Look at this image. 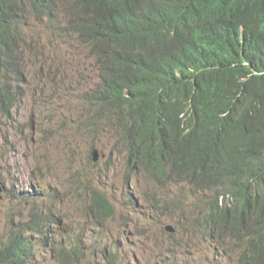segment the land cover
<instances>
[{"label":"clouds","instance_id":"clouds-1","mask_svg":"<svg viewBox=\"0 0 264 264\" xmlns=\"http://www.w3.org/2000/svg\"><path fill=\"white\" fill-rule=\"evenodd\" d=\"M229 8L224 0H130L101 17L76 12L65 23L77 30L70 43L80 42L95 60L86 93L95 113L92 130L108 125L119 131L133 178L144 174L158 188H181L176 195H160L161 203L152 206L156 217L178 218L188 208L186 222L204 217L223 234L233 237L250 228L264 238V137L254 104L227 98L212 107L213 93L192 79L186 80L192 84L188 91L178 83L184 72L196 71L189 62L211 74L234 69L236 55L227 40L232 38L221 33L223 19L233 17ZM127 15L138 16L139 24L131 28ZM87 29L85 43L80 33ZM107 44L116 47L105 52ZM204 82L218 89L213 79ZM136 98L147 100L138 113L131 108ZM136 119L138 127L129 134ZM92 150L94 161L98 149ZM205 195L211 202L201 199ZM128 196L135 203L130 210L137 201ZM178 227L163 230L173 237ZM223 241L232 251H221L236 259L226 261L237 264L239 248L231 239Z\"/></svg>","mask_w":264,"mask_h":264},{"label":"rangeland","instance_id":"rangeland-1","mask_svg":"<svg viewBox=\"0 0 264 264\" xmlns=\"http://www.w3.org/2000/svg\"><path fill=\"white\" fill-rule=\"evenodd\" d=\"M46 29L26 18L29 37L22 48L24 75L18 82L24 99L8 119L0 114V239L8 218L17 223V217L31 208L20 202V195L47 190L59 203L57 212L70 228L84 232L87 244L94 225L79 203L89 196L90 186L106 192L116 208L107 223L109 233L99 242L100 251L118 247L130 264H235L224 259L225 253L215 252L210 240L194 233L193 223L185 219L188 208L178 218L156 217L152 206L161 203L160 195H176L181 188H158L144 174L133 178L119 131L108 125L92 130L95 113L86 93L94 80L95 60L78 41L52 42ZM92 148L100 154L96 163ZM79 179L83 185L77 189ZM129 192L137 201V208L130 210ZM175 221L180 227L172 237L163 229ZM41 254L42 264H57L44 249ZM101 259L92 255L78 264H101Z\"/></svg>","mask_w":264,"mask_h":264},{"label":"trees","instance_id":"trees-1","mask_svg":"<svg viewBox=\"0 0 264 264\" xmlns=\"http://www.w3.org/2000/svg\"><path fill=\"white\" fill-rule=\"evenodd\" d=\"M184 1L178 0V3ZM224 1L230 4L228 14L233 17L223 19L221 33L232 38L227 40L236 55L234 69L229 75L223 71L211 74L199 72V68L189 62L196 71L184 72V80L180 79L178 83L184 85L181 87L182 91H188V86L192 84L186 80L192 79L200 89L205 88L206 92L213 93L209 98L212 107L227 98L249 106L254 104L262 121L264 137V0ZM125 2L130 0H0V114L10 117L24 99L18 82H22L24 75L22 57L25 52L22 48L28 37L27 17L46 25L47 33L51 32L53 35L52 42L70 43L77 31L65 23L70 15L82 11L101 17ZM126 21L131 28L139 24L136 15H127ZM241 27L244 32L240 30ZM80 34L85 43H88V29ZM115 47L116 45L107 44L105 52L113 51ZM206 79H213L218 85L215 92L204 82ZM146 101L144 98H136L131 102L132 111L138 113ZM137 127L136 119L128 133L131 134ZM78 183L77 189L83 185L80 179ZM86 188L90 194L81 200L83 204H79L94 225L87 244L82 238L84 232H76L70 228L63 214L57 212L59 203L50 191L27 192L18 199L22 203H29L31 208L26 215L21 213L17 217L20 218L17 223L14 218H8L7 232L0 239V264H42V249L57 264H78L92 255H99L102 258L101 264H129L123 258L120 248L106 246L102 251L98 248L99 242L109 233L107 223L114 219L116 208L106 192L90 186ZM134 205V201L130 199L127 207ZM194 222L191 229L195 234L198 233L199 225L210 229V233L206 232L203 236L214 244L215 252H222L218 245L231 252L232 248L223 241L231 239L239 247L237 264H264V238L254 237L250 228L234 233L233 238L220 232L207 218L200 217L194 219ZM226 256L236 261L231 254L227 253Z\"/></svg>","mask_w":264,"mask_h":264},{"label":"bare ground","instance_id":"bare-ground-1","mask_svg":"<svg viewBox=\"0 0 264 264\" xmlns=\"http://www.w3.org/2000/svg\"><path fill=\"white\" fill-rule=\"evenodd\" d=\"M202 21H204V20H202ZM204 23H205V21H204ZM199 27H197V26H193V29L194 30H197ZM196 162V160H194V162L193 163H195ZM193 163H192V166H193ZM217 189H218V187H217ZM204 202H211V198L210 197H207L206 195L204 196V197H202L201 198ZM137 208V207H136ZM174 225H179L180 226V223H178V222H174ZM198 233H197V236H201L202 238H205L206 236H203L202 234V232H204V233H206V232H208V231H210V229H208V228H206V227H204V228H202L200 225L198 226ZM208 233H210V232H208ZM239 248V247H238ZM14 253V252H13Z\"/></svg>","mask_w":264,"mask_h":264},{"label":"water","instance_id":"water-1","mask_svg":"<svg viewBox=\"0 0 264 264\" xmlns=\"http://www.w3.org/2000/svg\"><path fill=\"white\" fill-rule=\"evenodd\" d=\"M98 160H99V155H98V152L96 151L94 153V161L96 162ZM2 193H3V187H2V184L0 183V196L2 195ZM166 230L168 232H173V233L175 232V229H173L172 227H167Z\"/></svg>","mask_w":264,"mask_h":264}]
</instances>
